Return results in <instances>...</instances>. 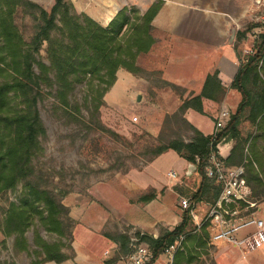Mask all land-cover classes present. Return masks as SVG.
I'll return each instance as SVG.
<instances>
[{
  "label": "trees",
  "instance_id": "16d2710c",
  "mask_svg": "<svg viewBox=\"0 0 264 264\" xmlns=\"http://www.w3.org/2000/svg\"><path fill=\"white\" fill-rule=\"evenodd\" d=\"M161 4L162 0H157L141 14L132 10L133 15L123 6L106 26H102L87 14L77 12L70 0H53L48 10L31 0H0V193L15 190L18 183L23 188L18 205L11 202L4 211L0 231L14 235L15 248L25 249V230L34 214L48 231L60 235L71 231L68 207L56 199L51 191L39 188L33 180L32 159L40 149L39 137L45 132L38 110V102L43 97L42 85L54 88L60 102L68 105L67 93L74 85L86 76H97L105 82V86L98 93L99 103L93 104V113L90 111V117L94 118L99 105L104 103V92L116 79L118 67L147 78L140 73L135 59L139 52L148 51L154 42L149 33L153 30L151 20ZM18 11L27 13L33 23L34 31L28 40L24 39L16 23L15 13ZM254 27L261 30L229 85L240 94V100L225 126L204 134L184 116L187 109L203 114L204 99L221 101L224 98L226 88L215 70L206 74L199 93L182 98L177 109L166 113L163 119L164 124L173 121L189 130L191 134L187 139L179 134L162 140L159 132L157 137L160 143L150 151L149 160L164 151L173 150L179 157L195 165L199 182L192 196L194 201L216 199L220 186L214 185L213 180L206 176L205 166L211 152L219 157L217 145L226 139L234 140V144L223 159L225 164L244 163L245 181L251 189L252 199L264 197V15L261 22H251L244 29L236 30L233 46H237L241 38ZM43 41L46 42L47 63L39 56ZM255 86H260V90L256 91ZM243 120H248L256 129L248 153H244L248 137L243 138L239 129ZM91 122L93 120L88 123ZM96 126L116 134L98 120ZM160 130L162 132L163 128ZM154 196V192H149L142 195L140 200L147 202ZM252 202L243 199L240 206ZM39 203L42 208L38 207ZM253 206L249 211L253 210ZM231 207L228 205L227 210ZM191 222L189 211L185 210L172 229L162 228L156 237L144 235L143 239L152 249L153 259L180 234H186V239L191 243L204 244L202 236L187 231ZM116 237L124 244L125 235L118 234ZM35 239L40 250H34V255L42 253L43 257L32 261V264L50 260L60 262L73 257L62 254L60 244L43 241L37 234ZM188 254L177 251L172 264H183V260L188 262Z\"/></svg>",
  "mask_w": 264,
  "mask_h": 264
},
{
  "label": "rangeland",
  "instance_id": "374dc122",
  "mask_svg": "<svg viewBox=\"0 0 264 264\" xmlns=\"http://www.w3.org/2000/svg\"><path fill=\"white\" fill-rule=\"evenodd\" d=\"M155 1L157 0H128L125 6L130 10V15H133L132 10L141 14L145 7ZM249 7L252 8L250 16H246L238 22L239 25L235 28V32L244 29L251 22L262 21L264 0H261L260 5L255 4L253 0ZM49 8L48 5L45 9ZM26 11L30 12V10ZM15 18L21 34L24 39L28 40L34 31L31 19L27 13L19 11L15 13ZM260 30L261 28L254 27L248 31L235 47L233 46L234 32L233 40L229 44L233 50L235 64L232 65L231 70L238 68L245 61L244 57L252 49L253 40ZM149 33L152 36L160 35L154 33L153 30H150ZM152 44L148 51L139 52L135 59V64L141 69L140 73L150 80V90L146 89L136 94V91L130 88L128 81H124L125 87L114 86L113 83L104 92V103L99 105L98 113L95 112L93 115L94 118L90 117V111L93 113V104L99 103L98 93L105 86V82L97 76H86L81 82L76 83L73 89L67 93L68 105L60 102L54 88L42 85L43 97L38 102V110L45 132L39 137L40 149L32 159L33 180L39 188L51 191L56 199L68 207V215L71 218V231L69 232L71 235L68 236V231L65 235H60L46 230L34 214L25 230V237L28 239V246L31 250L27 251V243L25 249L15 248L13 241L12 257H17L18 252L23 250V253H27L26 257L24 256V264H32V261L42 258V253L34 255V250H40L35 243L37 234L43 241L60 244L62 254L74 257L75 250H77L78 257L88 256L94 262L93 264H96L97 261L99 264H119L128 252L130 236L141 234L142 239L144 235L153 236L154 231L158 232L162 228L173 227L175 221L181 216L180 198L181 196L192 197L193 192L182 195L180 190H184V187L190 189L195 186L198 177L195 169L187 174V170L183 169V160L176 156L173 150L164 151L153 160L148 158L153 147L160 143V138L157 137L159 132L162 140L179 134L187 139L191 132L173 121L168 124L163 123L166 113H172L178 107L173 108V100L170 97L176 95L178 101L179 99L181 101L184 94L174 86L159 82L154 67L159 64L157 57L160 53L151 49ZM237 54H240V57H237ZM39 56L47 63L45 41L40 46ZM218 58L220 55L215 58V54H213L209 61L217 60L215 62H218ZM104 78L107 77L104 76ZM160 86L163 89H160ZM255 88L256 91L260 90V86H255ZM205 100L210 103L206 109L213 117L208 115V112L203 113L206 116L195 113L194 116L197 117L199 124L207 129L210 126V121L214 125L216 120L214 116L217 117L220 110L227 109L230 114L235 110L240 100V94L235 89L227 87L221 101ZM92 120L93 122L89 124L88 122ZM97 120L116 134H110L98 128ZM161 128H163L162 132ZM239 129L243 138L248 137L244 146V153H248L251 138L256 135L255 126L248 120H243ZM233 144L234 140L226 139L219 143V147L227 145V149H231ZM219 147L217 145L218 152L220 151ZM148 164L150 165L146 172L142 173ZM240 164L243 165L245 174V164ZM167 171H173L176 177H168ZM143 175L148 178L152 188L133 187V190H130L127 187L128 180L131 183L136 181L138 185H141ZM134 182L133 184H135ZM213 182L214 185L220 186L215 181ZM22 191V184L18 183L15 190L0 193V220L11 202L18 205ZM149 192H154L155 199L159 197L160 200H155L151 204L141 201L140 197ZM247 199L252 201L251 194ZM205 201L202 215H205L209 204L213 202ZM38 207L42 208L43 206L39 203ZM246 207L250 208L247 205L236 206L234 218H246ZM262 219L264 220V216ZM193 225L192 221L187 231H192ZM251 228L252 226H248L240 229L235 233V236H241ZM212 232L213 228L209 224L196 232L202 236L204 241V244L201 245L196 242L191 245L185 237L181 251L185 255L189 252V256H186V259L189 260L188 262L183 260V264L226 263L223 254L218 255L217 253L218 250L227 247L226 242L211 241ZM0 233L4 236H11L1 231ZM118 234L126 236L124 244L121 243L120 238L116 237ZM143 240L147 242L145 239ZM14 249L16 250L14 251ZM225 249L227 250V248ZM261 249L264 251V246ZM1 250H5L2 241H0V256L2 255ZM17 250L18 252H16ZM235 250L239 251L236 247ZM8 254L9 251L5 250L3 254L5 256L0 260V263L15 264L11 256H6ZM249 255L248 253L245 256L250 257ZM111 260L114 261L111 262ZM159 262L162 264L163 261L159 260Z\"/></svg>",
  "mask_w": 264,
  "mask_h": 264
},
{
  "label": "crops",
  "instance_id": "0c3cea01",
  "mask_svg": "<svg viewBox=\"0 0 264 264\" xmlns=\"http://www.w3.org/2000/svg\"><path fill=\"white\" fill-rule=\"evenodd\" d=\"M31 1L39 4L43 8H46V6L48 5L51 6L53 3V0ZM70 1L76 10L87 14L102 26H106L111 18L116 14V12L128 3V0ZM251 2H253V0H162V4L159 10L151 20V25L153 27L154 33L160 34L158 36L154 34V42L151 48L152 50H156L158 53H160L159 57H157L159 60V64L154 67V71H157L156 74L158 75L157 77L159 79V82L161 84H168L170 86L176 87L177 90L182 92L184 94V97H186L189 94L199 93L206 74L212 73L213 71L217 70L218 78L220 79L221 84L225 88L229 87L233 76L237 71L236 66V68H233V70H231L232 65L235 64L233 50L231 48V45L229 44L233 40L235 28L239 25L238 22L246 16H250L252 8L249 7V4ZM146 8L147 7L144 8V11L146 10ZM213 54H215V58L220 55V58H218V62H215L217 60H214V62L209 61L210 57ZM115 75L116 79L114 81V86L125 87L124 81H128L130 83V88L136 91V94L141 93L146 89L150 90L151 83L148 78L133 76L130 72L120 67L116 70ZM159 88L163 89L161 86ZM170 99L173 100V108L175 109L179 105L180 99L178 101L176 95H172ZM209 104L210 103L208 102V100H203L204 113L208 112L206 108ZM194 113L203 115L192 109H187L184 113V116L194 127L199 129L202 133H212L213 122L210 121L211 123L209 128L204 129L202 125L199 124L200 122L198 121L197 117L194 116ZM207 114L212 115L209 112ZM214 117L216 118V116ZM219 150L220 151L218 152V154L225 158L229 154L230 149H227L226 145L223 147H219ZM175 155L178 156L176 152ZM181 159L183 160L182 162H184L183 169L185 171H188L189 166L193 165V169L190 170L191 173V171L195 169V165L184 160L183 158ZM149 165L150 164L144 167L142 173L146 172ZM129 174V176H131V173ZM143 177L144 178L143 180H141V185H138V182L136 183V181H133L135 183L133 184V182L131 183L130 180H128L126 184L127 187L130 190H133V187L139 189L151 187L148 178L144 175ZM198 182L199 178L197 177L194 186L195 188L192 187L190 189H187L186 187H184V190H180V194L188 195L192 192V194H194L198 186ZM189 198H191L194 203L193 209L195 219L199 220L203 216V205L206 203V201L203 199L194 201L192 197ZM155 200L157 201L160 199L159 197H156L155 199L154 196L153 199L147 201L146 203L151 204ZM252 201L253 202L250 203V205L248 204L247 206L251 207L254 205V208L252 211H249L251 208L246 207L248 210H246L247 217H258L262 219V216H264V197L260 198L259 200L252 199ZM179 211L182 214L183 210L180 208V206ZM149 214L151 215V213ZM126 221L129 223L128 220ZM179 221L180 217H178V219L175 221L174 226L177 225ZM173 227H169L167 229H172ZM157 234L158 232L154 231L153 237H156ZM25 238L27 243L26 249L27 251H29L31 249L28 246V239L27 237ZM0 241H2V243L4 244L5 250L9 251V254L6 256H11L13 251L14 235L4 236L0 233ZM188 242L191 245L193 244L190 241ZM217 243L223 242L220 241ZM226 245L227 247L225 248H227V250L225 248H222L217 252L218 255L223 254V257H225L224 259L226 260L225 264H264V251L261 249L264 245L254 252L252 251L251 253H249L250 257H242L241 252L235 250L234 246L229 245L228 243H226ZM15 250L16 249H14V251ZM4 251L1 250L2 255L0 256V260L5 256L3 255ZM16 252H18V250ZM75 252L76 255L73 257V259L66 258L60 262L50 260L41 262L39 264L94 263L92 259L90 260V257H78L77 250H75ZM18 253L19 255L17 257L11 256V259L15 262V264H24V256L26 257L27 253H23V250H20V252ZM253 253L256 254L254 255ZM159 260H162L161 257H158L154 264H160ZM96 264H99V262L97 261Z\"/></svg>",
  "mask_w": 264,
  "mask_h": 264
},
{
  "label": "built area",
  "instance_id": "2783aa9c",
  "mask_svg": "<svg viewBox=\"0 0 264 264\" xmlns=\"http://www.w3.org/2000/svg\"><path fill=\"white\" fill-rule=\"evenodd\" d=\"M255 4L260 5L261 0H255ZM229 116L230 113L227 109L220 110L213 125V132L224 127ZM223 159L224 157H220V155L218 157L214 152H211L205 166L206 176L220 185V191L216 199L209 204L205 215L199 220L195 219L194 203L189 197H181L179 205L183 211H189L194 224L191 232H197L209 224L213 228L210 236L211 241H224L231 244L238 248L244 257L264 245V220L258 217L234 218L236 206L242 207L240 201L247 199L251 190L245 181L243 165L228 166ZM167 176L176 177L174 172H167ZM228 205H232V207L227 210ZM248 226H252L249 231L241 236H235L238 230ZM185 236L186 234H180L163 249L158 256L162 258V264H172L174 254L183 249ZM157 258L153 259L152 249L142 239L141 234L132 235L129 237L128 252L119 264H154Z\"/></svg>",
  "mask_w": 264,
  "mask_h": 264
},
{
  "label": "water",
  "instance_id": "95a60500",
  "mask_svg": "<svg viewBox=\"0 0 264 264\" xmlns=\"http://www.w3.org/2000/svg\"><path fill=\"white\" fill-rule=\"evenodd\" d=\"M138 98H139V97H137V99H138ZM191 169H193V165H190V166H189V169H188V171H187L186 173L189 174Z\"/></svg>",
  "mask_w": 264,
  "mask_h": 264
}]
</instances>
